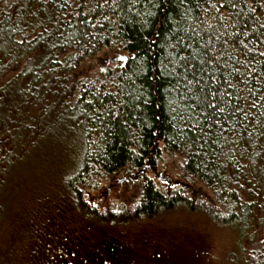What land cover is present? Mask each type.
Returning a JSON list of instances; mask_svg holds the SVG:
<instances>
[{
  "label": "trees",
  "instance_id": "16d2710c",
  "mask_svg": "<svg viewBox=\"0 0 264 264\" xmlns=\"http://www.w3.org/2000/svg\"><path fill=\"white\" fill-rule=\"evenodd\" d=\"M114 52L126 60L84 73ZM162 155L178 160L181 187L144 179L128 211L90 205ZM196 184L208 201L188 196ZM176 210L227 231L237 264H264V0H0L1 264H65L86 225ZM44 216L45 232L64 221L75 249L28 238V217Z\"/></svg>",
  "mask_w": 264,
  "mask_h": 264
},
{
  "label": "rangeland",
  "instance_id": "374dc122",
  "mask_svg": "<svg viewBox=\"0 0 264 264\" xmlns=\"http://www.w3.org/2000/svg\"><path fill=\"white\" fill-rule=\"evenodd\" d=\"M118 53H100L89 61L90 68L84 69V73L94 75L110 65L117 64L120 62ZM177 162L178 160L174 157L162 155L152 168L141 170L140 178L136 175L117 174L89 194V203L99 211L114 214L128 211L136 203L140 195L139 183L144 179L154 180L160 189L167 193L171 192L182 186ZM30 174L31 171H28L25 174L26 178ZM29 188L32 193L28 192L24 203L27 215L35 203L31 197L34 196L35 187L30 185ZM46 190L44 186H37V192ZM187 193L195 202L208 201L210 196L209 192L198 184L188 189ZM40 205L43 206V204ZM40 205L37 206L40 207ZM18 217L15 219V224L19 225L20 231L25 229L27 221L24 216L18 215ZM28 219H32L28 227L30 233H26L28 238L29 234L33 240L38 238V235L48 233L52 240L61 242L63 246L75 245L72 249L76 248L77 237H69L65 233L64 221L62 223L55 221L58 230L51 229L52 233H49L44 231L47 217L44 216V221L35 217H28ZM73 225L76 223L73 222ZM3 227L4 224L0 223V258L4 247L8 244V241L4 239L7 232L3 233ZM85 227V232L83 230L80 233L73 232L82 235L85 245L81 242L79 248L65 253L63 263H72L76 260L75 263L78 264H237L236 250H232V236L227 231L212 225L200 213L176 210L161 214L152 221L108 227H95L90 224ZM71 238H74V242ZM39 241L43 243L42 240ZM28 247L31 250V242L28 243Z\"/></svg>",
  "mask_w": 264,
  "mask_h": 264
},
{
  "label": "water",
  "instance_id": "95a60500",
  "mask_svg": "<svg viewBox=\"0 0 264 264\" xmlns=\"http://www.w3.org/2000/svg\"><path fill=\"white\" fill-rule=\"evenodd\" d=\"M118 59L120 60V61H125L126 60V58L124 57V56H118Z\"/></svg>",
  "mask_w": 264,
  "mask_h": 264
}]
</instances>
